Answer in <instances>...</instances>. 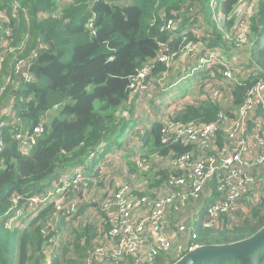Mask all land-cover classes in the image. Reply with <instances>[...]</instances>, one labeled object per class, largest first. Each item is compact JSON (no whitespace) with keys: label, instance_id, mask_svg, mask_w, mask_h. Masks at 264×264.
Segmentation results:
<instances>
[{"label":"trees","instance_id":"16d2710c","mask_svg":"<svg viewBox=\"0 0 264 264\" xmlns=\"http://www.w3.org/2000/svg\"><path fill=\"white\" fill-rule=\"evenodd\" d=\"M238 1H222L219 12L228 15ZM218 2L0 0V108L6 104L9 108L7 112L0 109V123H6L0 126V142H3L0 264H48L47 251L55 247L58 257L53 258L52 264H175L190 251L178 253L156 248L151 259L147 258L148 251L143 250L122 259L111 254L100 255L98 247L112 240L113 230L112 216L104 206L96 210L93 227L89 224L80 227L72 245L68 246L66 241L64 245L62 237L54 235L55 231L64 230L67 220L75 219L74 224L84 225L80 214L85 207L80 208L77 217H68L65 209L57 208L59 198H54L53 189L67 169H73L74 175L80 173L90 185H97L104 162H95L94 153L99 155L97 149L102 143L106 144L105 156L111 154L132 171L135 181L144 184L141 191L131 180L138 188L137 194L168 180L169 160L193 150L199 152L197 145L164 143L160 122L146 125L139 143L133 144V153L142 145L143 155L135 152L133 157H124L119 138L125 136L131 118L139 112L140 100L144 96L152 97L160 83L168 85L172 72L183 70L175 69L178 62L184 63L185 57L191 65L196 64V44L201 42L207 47H218V62L195 84L200 93L188 92L186 95H192L189 100L171 114L184 123L218 120V101H204L211 87L227 80L224 73L229 67L228 63H221L222 48L230 50L231 43L227 41L226 31L217 30L214 18L218 13L213 7L216 9ZM258 4L259 11L247 17L246 31L236 39L243 51L251 53V67L240 64L241 72L250 70V74L234 89L233 103L238 105L256 83L264 82V0H258ZM187 30L189 33L183 35ZM191 46L194 51L187 55ZM233 58L238 60L236 56ZM145 68H150L143 78L147 89L138 91L131 85ZM259 112L264 114L262 109ZM140 123V119L135 122ZM41 124L43 130L35 134L36 143L28 154L23 153V140L18 135H32ZM215 139L221 147L225 142L224 132L218 129ZM139 158L146 160L145 167L140 166ZM91 170L93 174L89 175ZM34 196L46 199V203L33 205L38 209L18 215L15 228L7 229L4 223ZM238 216L242 218L237 224L234 220ZM26 218L30 220L26 222ZM263 228L264 194L253 204L246 202L231 215L222 214L211 227L195 228L189 245L232 244L256 235ZM96 233L99 236L93 242ZM249 259L251 264H264V246L251 253ZM201 264L243 263L233 257Z\"/></svg>","mask_w":264,"mask_h":264},{"label":"built area","instance_id":"2783aa9c","mask_svg":"<svg viewBox=\"0 0 264 264\" xmlns=\"http://www.w3.org/2000/svg\"><path fill=\"white\" fill-rule=\"evenodd\" d=\"M193 51L194 47L191 46L186 54L190 55ZM218 56L220 57L218 50L208 52L200 58V64L193 69V72L211 67L218 62ZM223 61L224 58L221 63ZM149 72L150 68H145L131 87H135L134 89H138V91L147 89L143 78ZM232 72L231 68L226 69L224 74L227 79L231 77ZM249 72L250 70L241 72L237 68L235 75L242 79L246 78L250 74ZM238 73H241L242 76ZM239 83V79L236 83L226 80L210 88V94L206 95L204 101L209 103L216 100L219 105V118L212 123L195 121L184 123L169 117L172 110L181 108L192 95L171 98L170 107L167 108L170 111L167 113L168 118L160 116L162 141L167 144L183 142L197 145L199 152L193 150L177 159L169 160L168 168L171 175L159 187L137 194L138 188L128 182L113 195L109 193L106 196L105 202L103 201L102 204L112 216V240L106 245L98 247L97 251L100 255L111 254L122 259L127 254L143 250L148 251L147 258L151 259L153 258L152 253L157 252L156 248L164 249L167 252L174 250L178 253L187 249L191 251L199 247L189 245L191 232L195 228L199 226L211 227L218 223L222 214L231 215L245 206L246 202L253 204L261 196L253 189L264 176V114L259 112L260 109L264 110V82L261 80L256 83L238 105L233 103V92ZM222 88H228V93L224 94ZM164 89V85L160 83L159 90ZM196 93H200L197 88L194 90V94ZM141 124H138L130 134L132 141L129 142V147L132 148V151L133 144H138L141 134L145 132L146 126L142 128ZM5 125L6 123L3 121L0 123L1 127ZM218 129L225 134V142L221 147L217 145L215 139ZM42 130L41 124L32 135H18V138L23 140L21 146L23 153H29L36 143L35 134H40ZM137 132L141 133L139 138ZM133 134H136V137ZM141 146L137 151L135 150L139 155H143ZM2 147L3 142H0V151ZM138 162L141 167H145V159L139 158ZM106 164L104 161L103 166ZM103 171L104 169L101 172ZM65 178L69 180V183L64 185V189L71 184L74 178L83 179L80 173L74 175L73 172L66 174ZM207 188L208 192L206 193ZM139 189L144 191L141 187ZM55 190L53 189V191ZM33 198L38 200L39 197L34 196ZM79 199L80 196L73 201L72 207V204L64 201L59 208L65 209L67 214L72 212L74 214L81 208L78 204ZM41 200H43L41 205L46 203V199ZM112 200L116 202L114 206ZM191 204L190 209L193 208L195 216L189 214L185 219L180 218L177 224L179 229L175 225L176 233L178 235L185 233L186 235L182 237H187L188 242L186 243V239L183 242L181 240L173 242L166 234L171 217L173 215L181 217L180 212L185 216V210ZM31 205L33 206V204ZM133 213L138 216V222L132 221ZM195 236L193 234V237ZM176 244H178L177 247ZM109 245L112 247L110 250L108 249ZM53 255V249H49L47 251L48 264H52Z\"/></svg>","mask_w":264,"mask_h":264},{"label":"rangeland","instance_id":"374dc122","mask_svg":"<svg viewBox=\"0 0 264 264\" xmlns=\"http://www.w3.org/2000/svg\"><path fill=\"white\" fill-rule=\"evenodd\" d=\"M222 1H224V0H219L218 7L216 9H215V7H213V9L215 11H217V13H218L217 17L214 18V20H216L218 23L217 30L219 29L221 32L226 31L228 33V36L226 37L227 41H229L231 43L230 50L222 48L224 56H225L224 61L222 63H225V62L228 63L229 67H227V68H233L234 71L237 68L240 69V71H241L240 64L244 67H247V66L251 67V53L247 50L243 51L244 49L240 48L236 39L239 37H242V35L245 33L247 17L251 16L254 12L259 11L258 0H239L238 3L236 4V6L234 7V10H232L228 15L224 14L222 12H219L220 10H222V8H221V2ZM254 5H256V6L254 7ZM253 7H254V9H253ZM226 23L228 26L226 25ZM231 25H232V27H231ZM225 26H226V28H225ZM209 29L214 30V28L212 26H209ZM263 41H264V39H263ZM249 44H252V41ZM196 46L198 49H197L195 54H197V52H200L203 49H205L206 43L201 42V43L196 44ZM262 47H264V43L262 44ZM235 56L238 58V60L233 58ZM183 59H184V64L186 65V67L188 65L191 66L192 62H189L185 57ZM222 66L224 67V65H222ZM195 77H198V75L197 74L194 75V78ZM237 79L241 80V78L239 76L235 75V73L232 72L231 77H229L227 79V81L231 82V83H236ZM190 89H191L190 86L186 87V90H190ZM222 91L224 92V94H227L228 88H222ZM143 95H147V94L143 93ZM138 104L141 105V107L144 109L149 104V102L147 101V97L140 100V102ZM161 107L165 108L166 104L162 103ZM168 112H170V111H168V109H166L163 112H161L160 115L162 117H164L165 119H167L168 118V116H167ZM172 112L169 113V117L175 116V114L174 115L171 114ZM152 113H156V111L153 110ZM145 115H146V117H150L149 113H147V112ZM134 117L141 119L140 112L134 113ZM144 126H146V124H144V123H142L140 125V127H142V128ZM143 131H144V129H143ZM137 134H138L137 137L139 138L141 133L137 132ZM133 136L136 137V134H133ZM131 141L132 140H129V142H131ZM104 157H105L104 161H106L107 164L104 166V171L103 172L100 171L101 173H100V177L98 178V184L97 185L96 184L90 185V182L87 180L74 178L72 180L71 184L67 188L64 189V187H65L64 185H66V183H69V180H67L65 178L66 174L67 175L70 174L71 169L65 170L64 175L57 179V181L59 183L54 188V189H56L55 190L56 196L54 198H59L58 202L56 203L57 208H59V206H62L64 201H68V203L71 205L73 203V201L78 199V196H80V199L78 202L79 207H82V206L85 207V209L83 211H81L82 214H80V218L85 221L84 225L81 226V225L74 224L73 222L75 221V219L73 221L67 220V222L65 223V226H64V230L57 229L55 231L54 235H56V236L60 235L62 237V240H64L63 241L64 245H65V241L68 243V246L72 245L71 243L75 240L74 237L76 235V230L79 229L80 227L82 228L83 226L88 225V224L91 227H93L95 225V222H96L95 214H97L96 210L103 206V204H101V203H103V201L105 202V200H104L105 194L108 195L109 193H111L113 195L116 191L121 189L123 186L127 185L128 182H131V181L124 179L123 177H115L114 173L112 174V172L115 170L120 171V172H124V170H125V168L123 166L124 164H122L120 161H117L116 158H114L111 154L107 155V156L101 155L98 157V160L101 161ZM88 174L92 175L93 170H91ZM250 175H252V174H250ZM78 176H80V175H78ZM135 180H136V177H134V179H133V181L135 183H137L136 185H139L140 187L144 186V184H141ZM69 188H70V191H68ZM253 190L257 194H260V195L264 194V176L259 181V183H256ZM75 195H77V197H74ZM35 200H37V198L30 199L27 203L23 204V208H18L16 211V213H17L16 216L12 217L10 219V221H8L7 223H4V226L7 229L13 230L15 228L14 225H16V223L18 221V219H17L18 215H24L26 211L29 213L30 212L33 213L35 210H37L38 208H34V206L35 205H41V201H43V200H40V198H38L37 201H35ZM115 203L116 202L114 200H112L113 206L115 205ZM31 204H33L34 206L26 208V206H30ZM73 205L74 204H72L71 207ZM191 206H192V204L188 205L187 209L185 210V216L182 215V213L180 212V214H181L180 218L181 219H185L189 214L191 216H195L194 212H193V208L190 209ZM21 209H23V210H21ZM78 212L79 211L77 210V212L74 214H73V212L69 213L68 217H71V218L77 217ZM137 217L138 216L133 213V218H132L133 220L132 221L138 222ZM241 218H242V216H238L234 220L235 223H237V224L241 223ZM29 220H30V218L27 219L26 222H28ZM177 224H176V226L179 229V225H177ZM169 225L170 226L167 227V233L166 234H167V237L169 239H171L173 242H177V241L181 240V237L186 235L185 233L178 235L176 233V231H177L176 228L173 229V227H176V226H172L171 223ZM98 236H99V234L96 233L94 238H93V242L96 241ZM55 241H57V240L55 239ZM187 242H188V239L186 237V243ZM50 244L46 245L45 249H47L50 246ZM178 244L181 245L180 242H178ZM178 244H176V247ZM45 249H44V252H45ZM108 249L110 250V249H112V247L109 245ZM175 249H177V248H175ZM57 251L58 250L55 247V249L53 250V254H54L53 256L54 257H58V255L56 254Z\"/></svg>","mask_w":264,"mask_h":264},{"label":"crops","instance_id":"0c3cea01","mask_svg":"<svg viewBox=\"0 0 264 264\" xmlns=\"http://www.w3.org/2000/svg\"><path fill=\"white\" fill-rule=\"evenodd\" d=\"M199 53L200 52H197V54H199ZM188 67H189V65L186 67V65L184 63H182L181 61L176 64V67H175L176 69L181 68L183 70L180 71V72H176V73L172 72V74H171L172 78L171 77L169 78L168 85H166V86H171L175 82H178L179 84L169 90V91H171V93H177L178 95H182L184 93L192 91L195 88V84L198 82V78L197 77L194 78V75H193V76H191L190 78H188L186 80L182 79V77L186 73V70H187ZM188 86L191 87L190 90H186V87H188ZM164 93L165 92H161L158 89V91H155V92L152 93L153 94L152 97H149V96H144L143 97V98L147 97V101L149 102V104L144 109L140 105V109H139V112H140V115H141V119L140 120H141L142 123L146 124L147 127L149 125H152L153 123L160 122V116H161L160 113L163 112L166 109V107L165 108L161 107L162 103L160 102V99L164 96ZM0 109L2 111H4V112H7L9 110V108L7 107V104L5 106L1 107ZM137 109H138V106H137ZM153 110H155L156 113H152ZM146 112L149 113L150 117H146V115H145ZM133 117L130 120L129 127H132L135 124L136 120H137V119H135V117L134 118ZM119 142H121V144L123 146V148L121 150L125 151V156L124 157H132V154L127 150L128 147H124V142H125V136L124 135H122L119 138ZM99 148H100L99 150H101V151L104 150L105 151L106 144L102 143V145ZM115 149H117V148H115ZM115 149H113V150H115ZM99 156H100V154L98 155V157ZM113 173H114L115 177H123L124 179H126L128 181H131V180L134 179V177H136V176H132L133 173H132L131 170H129V168L125 169L124 172H120V171L115 170V171L112 172V174ZM207 192H208V188L206 189V193ZM205 194H204V196H205ZM179 220H180V217L173 215L171 217V225L175 226L177 223H179ZM175 228L176 227H173V229H175ZM185 239H186L185 237H182L181 241L183 242ZM172 252H174V250Z\"/></svg>","mask_w":264,"mask_h":264},{"label":"water","instance_id":"95a60500","mask_svg":"<svg viewBox=\"0 0 264 264\" xmlns=\"http://www.w3.org/2000/svg\"><path fill=\"white\" fill-rule=\"evenodd\" d=\"M264 246V228L256 235L227 245L201 246L189 251L183 259L175 264H201L203 262L222 259L239 258L243 264H251L249 256Z\"/></svg>","mask_w":264,"mask_h":264},{"label":"clouds","instance_id":"9594fccd","mask_svg":"<svg viewBox=\"0 0 264 264\" xmlns=\"http://www.w3.org/2000/svg\"><path fill=\"white\" fill-rule=\"evenodd\" d=\"M187 33H189V31L187 30V31H185V32H183L182 34L183 35H185V34H187ZM218 49V47H207V45H206V48L205 49H203L202 51H200V53L199 54H196V58H197V62H196V64L195 65H191V66H189L188 68H187V70H186V73L183 75V77H182V79H188V78H190L191 76H193V75H198V81L199 80H201V79H203L204 77H203V74H207V72H208V70L209 69H211V67H205V68H202V69H200L199 71H196V72H193V69L195 68V67H197L199 64H200V62H199V60H200V58L202 57V56H204V55H206L208 52H210V51H213V50H217ZM222 57V60H223V58L225 57L224 55L223 56H221ZM179 83L178 82H175L174 84H172L171 86H164L165 87V89L164 90H160L161 92H165L164 93V96L160 99V102L161 103H165L166 104V109L167 108H169L170 106V104H171V98L172 97H182V96H185L186 94H188V92L187 93H184V94H182V95H178L177 93H171V91H169L170 89H172L173 87H175V86H177ZM195 90V88L192 90V91H194ZM159 102V101H158ZM165 109V110H166ZM136 119H138L137 117H135ZM136 126H137V124H134L132 127H130L129 129H127L125 132H124V134H125V142H124V147H127L128 145H129V140L131 139V137H130V134H131V132L136 128ZM100 148H98L97 149V152H99V154H101V155H105L104 154V150L103 151H101V150H99ZM127 149V148H126ZM128 151L130 150V147H128V149H127ZM122 151V155H125L124 153H123V150H121ZM125 152V151H124ZM130 152V151H129ZM131 154H132V157H133V155H134V153H133V151L132 152H130ZM98 153H94V160H95V162H96V160H98V155H97ZM115 158V157H114ZM104 160H105V157L101 160V162H104ZM99 161V160H98ZM73 172V169H71V172H70V174ZM62 175H64V174H62ZM61 177V176H60ZM59 178V177H58ZM259 250V249H258Z\"/></svg>","mask_w":264,"mask_h":264}]
</instances>
